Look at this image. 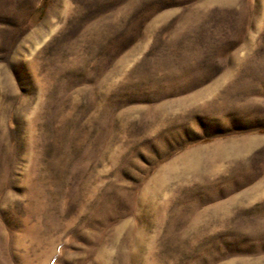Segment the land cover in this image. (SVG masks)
I'll use <instances>...</instances> for the list:
<instances>
[{
    "label": "rangeland",
    "instance_id": "rangeland-1",
    "mask_svg": "<svg viewBox=\"0 0 264 264\" xmlns=\"http://www.w3.org/2000/svg\"><path fill=\"white\" fill-rule=\"evenodd\" d=\"M0 264H264V0H0Z\"/></svg>",
    "mask_w": 264,
    "mask_h": 264
}]
</instances>
